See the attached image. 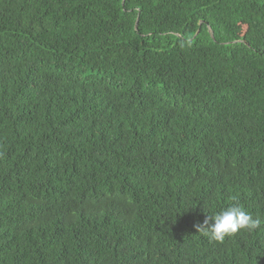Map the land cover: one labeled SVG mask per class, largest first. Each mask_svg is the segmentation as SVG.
<instances>
[{"label":"trees","instance_id":"obj_1","mask_svg":"<svg viewBox=\"0 0 264 264\" xmlns=\"http://www.w3.org/2000/svg\"><path fill=\"white\" fill-rule=\"evenodd\" d=\"M0 264H264V0H0Z\"/></svg>","mask_w":264,"mask_h":264},{"label":"clouds","instance_id":"obj_2","mask_svg":"<svg viewBox=\"0 0 264 264\" xmlns=\"http://www.w3.org/2000/svg\"><path fill=\"white\" fill-rule=\"evenodd\" d=\"M261 219L254 218L238 203H233L221 211L209 216L196 225V230L210 242L223 243L240 231L254 232L260 228Z\"/></svg>","mask_w":264,"mask_h":264},{"label":"water","instance_id":"obj_3","mask_svg":"<svg viewBox=\"0 0 264 264\" xmlns=\"http://www.w3.org/2000/svg\"><path fill=\"white\" fill-rule=\"evenodd\" d=\"M210 34H211V37H212V32H210Z\"/></svg>","mask_w":264,"mask_h":264},{"label":"bare ground","instance_id":"obj_4","mask_svg":"<svg viewBox=\"0 0 264 264\" xmlns=\"http://www.w3.org/2000/svg\"><path fill=\"white\" fill-rule=\"evenodd\" d=\"M41 1V0H40ZM8 5V4H7ZM17 13V12H16ZM38 44V43H37ZM16 69V68H15Z\"/></svg>","mask_w":264,"mask_h":264}]
</instances>
